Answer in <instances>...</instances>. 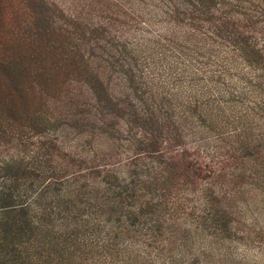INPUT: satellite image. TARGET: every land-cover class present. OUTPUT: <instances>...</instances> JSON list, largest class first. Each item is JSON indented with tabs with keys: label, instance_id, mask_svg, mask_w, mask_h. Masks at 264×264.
I'll list each match as a JSON object with an SVG mask.
<instances>
[{
	"label": "rangeland",
	"instance_id": "1",
	"mask_svg": "<svg viewBox=\"0 0 264 264\" xmlns=\"http://www.w3.org/2000/svg\"><path fill=\"white\" fill-rule=\"evenodd\" d=\"M211 1L204 5L210 7ZM162 4L161 0H0V103L12 111L5 109L13 115L12 135L58 138L62 152L49 150V155L39 157L38 168L43 173L35 181L36 187L53 183L57 169L68 176H81L72 191L75 186L84 189L86 177L90 180L87 184H92L87 193L101 187L110 194L102 175L118 168L111 171L118 175L116 184L145 190L147 218L158 223L169 219L167 237L176 250L186 242L183 248L192 246L198 255L209 252L210 239L203 249L205 239L201 243L191 237L205 230L207 238L214 225L224 237L218 243L221 252L227 254L228 261L233 258L229 262L264 264V135L257 125L256 129L243 127L237 117L235 121L230 117V125L222 129L217 114L222 113L213 103H205L208 95L186 102L180 98L181 89L172 85V77L155 80L150 76L152 64L147 65V61L156 58L159 72L168 71L170 65L171 72H181L180 76L183 68L196 72L183 77L186 83L202 78L203 86H211L217 80L220 83L215 85L220 89H226L223 82L243 84L235 75L197 70H206L207 65L199 64V53L184 54L183 48L169 40L173 37L161 13ZM92 20L99 25H91ZM261 48H251L246 54L256 59ZM230 97L225 95V99ZM144 110L147 115L139 113ZM241 111L238 107L237 112ZM259 125L264 129V118ZM130 129L137 132V138L146 132H162L157 147L169 149L167 155L173 158L160 175L154 176L153 164L142 165L144 160L125 165L140 151V145L126 139ZM248 137L258 146L250 152L243 145ZM183 150H187V160L179 154ZM65 153L87 157L88 165L83 169L89 168L82 171L72 165ZM108 154L112 155L109 161L102 159ZM190 160H198L200 167L195 171L188 168ZM110 161L107 167L94 168ZM49 192L47 202L54 201L58 193L53 189ZM91 198L87 197L93 203L105 201L94 194ZM153 200L161 206L152 207ZM198 200H209V218L206 215L197 220L195 215L182 212H191L187 206H195ZM84 201L85 197H77V202ZM135 229L125 236L132 242L139 234ZM118 250L121 247H114L113 254ZM145 262L153 264L150 258Z\"/></svg>",
	"mask_w": 264,
	"mask_h": 264
},
{
	"label": "trees",
	"instance_id": "2",
	"mask_svg": "<svg viewBox=\"0 0 264 264\" xmlns=\"http://www.w3.org/2000/svg\"><path fill=\"white\" fill-rule=\"evenodd\" d=\"M208 1L211 0H161V13L166 16L164 21L169 23L167 31L173 37L169 40L183 48L184 54L194 56L199 53L202 60L199 64L207 65L206 70L197 69L203 74L235 75L243 83L241 86L240 83L232 85L223 82L226 89H220L215 85L220 82L215 80L213 83L209 78L211 86H203L202 78L191 79L186 83L183 77L196 75V72L183 68V76H180L181 72H171L173 65L169 66L168 71L165 69L159 72L156 58L150 62L146 57L143 60L147 61V65L152 64L150 76L156 77L155 80L165 76L172 77V85L176 84L181 89V100L190 102L208 95V102L205 103L208 106L209 102L213 103L222 113H217L222 129L230 125V117L234 121L237 117L243 127L256 129L259 126L263 136L264 129L259 123L264 118V0H212L213 5L210 7L204 5ZM73 17L81 18L77 15ZM90 22L93 26L99 25L93 20ZM259 46H262L257 51L259 59L251 58L250 53L246 54L251 48ZM179 63L184 64L183 61ZM209 66L217 68L209 69ZM184 93L188 96L183 95ZM226 94L232 97L225 99ZM0 105H3L0 106V264H91V260H94L93 264H145L148 258L153 264H236L229 262L233 258L228 261L227 254L221 252L218 243L223 242L224 237L214 225L211 226L214 231L207 233V238L205 230L196 231L191 237L193 240L197 237L201 243L205 239L203 249L210 239L209 252L204 250L198 255L192 246L183 248L186 242H182L179 250L173 248L167 237L171 231L169 219H164L161 223L148 219V213L144 209L148 202L145 190L142 187L130 189L116 184L118 175L111 171L118 168L106 170V174L102 175L103 183L105 181L103 186L108 187L105 190L110 194L101 191V187L87 193L86 189L92 184H87L90 180L85 174L84 189L80 190L75 186L72 191L74 183L81 181V176H68L66 172L57 169L53 172V183H47L46 187H36L35 181L43 173L38 168L41 165L39 157L49 155V150L61 153L62 147L58 138L51 140L43 136V140H38L28 133L14 138V128L10 122L13 115L6 114L5 109L12 111L5 104ZM238 107L244 111L237 112ZM165 112L169 117L168 111ZM139 113L147 115L148 112L144 110ZM128 135L126 139L140 145V151L128 159L125 165H131L135 160H144L142 165L146 162L153 164L154 176L160 175L163 166L173 158L168 156L169 149L157 147L162 132L159 135L146 132L137 138V132L133 133L130 129ZM248 140L243 144L246 151L250 152V149L258 147L253 137H248ZM76 154L78 158L66 153L65 156H69L72 165H78L82 171L87 170L88 166L85 169L83 167L88 165L89 159ZM179 154L185 160L188 159L187 150ZM111 157L108 154L102 159L109 161ZM193 161H189L188 168L195 171L200 166L198 160ZM108 164L111 165V161L94 168L107 167ZM21 170L20 175L18 171ZM134 174L132 170V175ZM120 188L122 191H117ZM51 189L58 193V197L47 202ZM92 193L97 198L102 196L105 201L90 202L87 197L92 199ZM79 195L85 197L83 204L77 202ZM209 200H198L195 206H187L191 212H182L195 215L197 220L206 215L209 218L212 208ZM175 201L176 199L173 203ZM152 202L153 205L151 202L150 204L155 208L162 204L154 200ZM131 228H136L134 231L139 233L135 234L136 240L133 242L130 237H125L132 231ZM114 247H121L117 255L113 254Z\"/></svg>",
	"mask_w": 264,
	"mask_h": 264
}]
</instances>
